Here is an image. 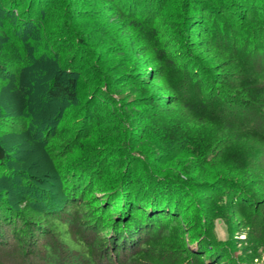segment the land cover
Returning a JSON list of instances; mask_svg holds the SVG:
<instances>
[{
	"label": "trees",
	"instance_id": "trees-1",
	"mask_svg": "<svg viewBox=\"0 0 264 264\" xmlns=\"http://www.w3.org/2000/svg\"><path fill=\"white\" fill-rule=\"evenodd\" d=\"M25 1L16 0V6L10 7L16 11L26 8ZM107 1L115 9V21L127 20L121 26L122 34L134 36L129 47L132 64L121 66L122 74L117 76L92 63L83 67L86 77L81 83L69 73L78 66L54 67L46 94L54 100L77 102L82 115L77 135L87 137L81 131L85 128L89 135L97 136L96 144L89 143L91 149L92 145L98 149L96 160L90 159L89 173L108 165L110 174L101 171L109 176L113 173L108 181L115 189L128 170L145 194L137 198L124 188L129 194L122 205L129 214L123 213L114 224L107 223L105 216L119 206L115 202L103 198L104 207L110 206L106 213L104 207L100 212L94 211L95 207L85 210L90 205L81 193L91 186L90 174L73 177L77 188L70 189L69 197L79 203L67 199V216L58 209L47 211L45 221L23 215L25 208L15 214L11 202L0 197V225L9 228L0 241L7 243L12 237L21 246L25 242H21L20 232L24 233V248H13L17 251L13 261L21 260V264H264V0ZM71 37L67 52L77 56L82 47L90 49L82 35ZM114 42L119 44L117 38ZM98 54L92 53L95 59ZM148 69L152 70L150 80H146ZM128 88L139 90L136 99L141 104L138 122L132 127L122 116L116 119L107 101L114 98L111 93L118 95ZM35 108L39 115L50 109L40 99L33 102ZM150 126L162 153L182 149L186 159H172L177 175L156 168L160 174L156 179L142 167L141 159L126 154L127 147L143 145ZM53 137L48 138V147H53L50 154L72 145L73 139L58 130ZM9 160L10 153L0 144V167ZM196 175L199 182L205 181L201 188ZM161 185L165 187L162 201L146 199L145 195ZM199 189H211L217 195L214 208L205 204L200 209L202 225L221 218L230 235L244 233V238H237L243 243L240 256H234L226 246L220 248L215 242L219 240L209 233L201 236L196 232L202 228L196 225L193 229L195 218L185 220L202 200L194 193ZM21 194L27 196L26 189ZM32 199L26 197L21 204L30 207ZM177 210L187 215L179 219ZM48 231L51 239L46 238ZM196 238L199 242L193 245ZM39 251L42 253L35 258Z\"/></svg>",
	"mask_w": 264,
	"mask_h": 264
},
{
	"label": "rangeland",
	"instance_id": "rangeland-1",
	"mask_svg": "<svg viewBox=\"0 0 264 264\" xmlns=\"http://www.w3.org/2000/svg\"><path fill=\"white\" fill-rule=\"evenodd\" d=\"M14 3L16 6V0H0V144L10 153L8 163L0 167V197L6 202H11L15 214L21 213L20 211L25 208L22 211L23 215L27 213L28 216L45 221L47 211L58 209L63 214L67 208L68 198L74 202L73 204L79 203L74 199L75 197H69V191L77 188L76 184H73V177L80 174L89 175L90 159L96 160L98 155V149L94 150V146L97 145H92L93 149L89 145L91 140L96 144L97 136L92 137L85 128L81 131H84L87 137L80 139L77 135L76 130L80 129L82 124V115H79L77 111L79 104L67 99L54 100L47 96L46 82L52 77L54 67L66 66L68 63L78 66L77 71L69 70V73L72 76H78L79 83L82 77H86L84 70L92 63L97 66L96 68H102L108 74L121 76L122 73L119 71L123 69L121 66L132 64L131 59L134 58L133 51L129 49L134 36L122 34L121 26L127 20L115 21V9L107 0H26V8H19L17 11L15 7H10ZM12 10H15L14 14ZM196 15L200 14L196 13ZM80 35L86 41L90 51L82 47L79 55L75 56L67 52V46L73 41L71 36L80 38ZM116 38L119 44L114 42ZM140 45L146 46L143 42ZM92 53L98 54V59H95ZM138 60L141 62L142 58ZM147 71L150 74L146 75V80H150L152 70ZM87 88L91 87L88 85ZM138 92L139 90L133 91L128 88L118 95L111 93L114 98L109 97L107 100L111 102L112 109L116 112V119L119 120L122 116L130 127L138 122L136 113L141 108L139 99H136V96H139ZM35 99H40L45 107L50 108L49 111L43 115L37 114V109H33ZM98 101L100 102L99 99ZM139 129H142V126ZM149 129L143 145L137 149L127 147L126 151L129 153L126 154L141 159L142 167L144 166L151 175L156 176V179L160 176L156 168H164L170 170V175H177L178 168L173 166L172 159L173 157L186 159L182 149L176 147V150L171 153H162V149L158 148L153 136V127L150 126ZM56 130L64 136L71 137L73 142L70 148L63 146L58 149L57 153L50 154L48 150L53 147H48V138L52 140ZM127 133L126 129L125 138L128 136ZM154 152L161 160L155 158ZM80 162L82 164L76 166ZM101 169L108 171L109 167L102 165L99 168H93L89 175L91 186L83 189L84 191L81 189L83 191L81 194L84 197L83 201L89 202L90 205L85 207L86 211L94 207L97 209L94 211H102L103 198L119 205H115L111 215L105 214L110 206L103 208L107 223L114 224L122 218L123 213L129 214V211L122 205V199L129 194L124 188H129L130 194L138 198L141 187L133 182L132 177L128 176L127 170V175L123 178L120 187L112 189L108 180L112 179L113 173L109 176L110 170L108 174H104ZM61 170L66 171L65 175ZM7 177L11 180L10 183ZM195 177L199 179L198 183L196 182L197 186L201 188L205 181L199 182L200 178L197 175ZM182 178L184 180L185 176ZM153 182L156 186L158 185L155 180ZM164 183H169L166 177ZM164 188V185H161L157 191L149 192L145 195L146 199L153 200L154 203L162 201L161 193ZM23 189H26L27 196L21 194ZM174 192L179 194L176 190ZM194 193L202 200L197 204V209L193 206L191 214L188 213L185 220L189 222L195 218L193 229H196V225L202 228L201 230L196 229V232H201V236L209 233L211 238L219 240L215 242L220 248L226 246L227 251L232 250L234 256H240L243 252V243H238L237 238H244V233L230 235L225 219L221 218H216L214 223L209 220L208 223L204 222L202 225L204 219L203 214H200V209H203L205 204L214 208L216 193L211 189H199ZM144 194L141 193V195ZM29 196L33 199L30 207H25L26 205L21 204V201ZM195 212H198L199 218ZM68 214L65 212L64 216ZM177 215L179 219H182L187 214L177 210ZM0 222L2 223V220ZM8 229L5 224L0 225V235L3 236L4 232L8 233ZM20 233L23 237L25 236L23 232ZM49 233L50 231L46 234V238L51 239L52 236ZM22 236L21 242L25 243L21 246H18L15 238L12 237H9L7 243L0 241V264L22 263L21 260L13 261V256H15L13 254L17 252L13 248L17 246L19 250L26 245L27 239ZM193 241L194 245L199 242V239ZM41 253L42 251L34 257L39 258Z\"/></svg>",
	"mask_w": 264,
	"mask_h": 264
}]
</instances>
